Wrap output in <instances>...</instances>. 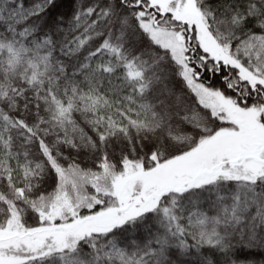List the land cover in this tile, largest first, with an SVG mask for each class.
I'll use <instances>...</instances> for the list:
<instances>
[{
	"label": "snow or ice",
	"instance_id": "6c2138e0",
	"mask_svg": "<svg viewBox=\"0 0 264 264\" xmlns=\"http://www.w3.org/2000/svg\"><path fill=\"white\" fill-rule=\"evenodd\" d=\"M264 0H0V264H255Z\"/></svg>",
	"mask_w": 264,
	"mask_h": 264
},
{
	"label": "trees",
	"instance_id": "16d2710c",
	"mask_svg": "<svg viewBox=\"0 0 264 264\" xmlns=\"http://www.w3.org/2000/svg\"><path fill=\"white\" fill-rule=\"evenodd\" d=\"M255 264H264V251L257 250V255L252 257Z\"/></svg>",
	"mask_w": 264,
	"mask_h": 264
}]
</instances>
